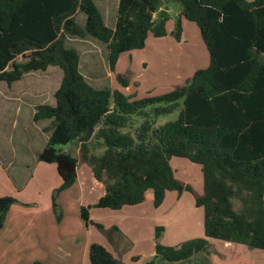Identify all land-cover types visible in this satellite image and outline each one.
I'll return each instance as SVG.
<instances>
[{"label":"trees","instance_id":"trees-1","mask_svg":"<svg viewBox=\"0 0 264 264\" xmlns=\"http://www.w3.org/2000/svg\"><path fill=\"white\" fill-rule=\"evenodd\" d=\"M99 1H118L114 28L106 24ZM179 2L172 35L180 41L183 21L196 24L209 66L166 95L130 101L119 90L94 87L81 73L80 53L68 45L70 38L87 36L106 44L114 73L122 54L143 50L150 36H167L170 17L165 12L155 17L162 0H0V82L12 85L50 67L61 71L55 105H39L34 114L35 122L52 123L40 160L56 166L59 192L65 191L77 180L79 160L61 147L80 146L94 179L105 186L96 204L81 208L87 226L94 225L91 209L138 206L150 194L158 208L167 193L187 191L204 212L205 237L165 246L160 242L163 230L157 228L155 258L187 264L212 239L264 251V0ZM80 13L84 26L76 18ZM18 57L27 62L16 63ZM116 80L129 87L125 75L116 74ZM148 107H154V119L176 111L178 117L155 128ZM134 116L143 123L126 131ZM93 139L103 145L102 155L90 152ZM174 158L201 167L202 194L176 177ZM88 258L90 264H120L99 243L91 244Z\"/></svg>","mask_w":264,"mask_h":264},{"label":"rangeland","instance_id":"rangeland-1","mask_svg":"<svg viewBox=\"0 0 264 264\" xmlns=\"http://www.w3.org/2000/svg\"><path fill=\"white\" fill-rule=\"evenodd\" d=\"M162 6L168 7L171 12L169 14L170 20H168L166 25L167 36L163 38L150 36L143 50L122 54L114 73L109 66L106 44L90 36L83 39L70 38L68 40V45L76 48L80 53L81 73L91 85L98 89L119 90L128 96L130 101H135L146 97L163 96L182 85H186L188 83V80H186L188 77V73L185 72L186 68H190V71H192V69H205L209 66V53L196 24L188 22L190 25L185 28L184 42H182V36L181 40L178 41L172 35L178 14L181 11L179 0H162ZM98 7L104 15L107 24L112 26L115 22V3L99 1ZM76 18L78 23L84 26V15L80 13ZM26 62L27 60L22 57H18L16 60L18 64ZM36 73L39 75L27 77L25 83L19 82L15 84L13 90L11 89L13 94H25L24 91L27 90V87L31 92L36 87L35 90L37 92V87H40L41 100L38 102L37 99V103L55 105L54 95L62 80L61 71L54 68L49 69L48 72L39 71ZM116 74L125 75L129 79V87H122L116 80ZM153 109L154 107L146 108L150 120L154 119L152 115ZM177 117V111L163 115L154 119L153 125L157 128L167 122L176 120ZM25 123L27 122L24 121L23 124ZM142 123L143 118L134 116L126 131L131 130L134 132ZM42 124L45 131L51 133V130H49L50 120L44 121ZM47 126H49L48 129ZM32 127H29L30 131H27V128L25 131L23 128L20 130L21 126L17 130H11V136L16 140L12 157L14 166L9 168L10 172L4 171L3 166L0 167L1 177H4V174L6 176H8V173L10 174L9 186L6 178L0 180V213H4L9 207L4 221L5 219L6 221L16 220L24 224L19 236L28 247V263L34 255V252L29 247L39 248L41 256L46 257L50 250L57 247V243L63 240V237L70 236L75 223L78 222L80 224L82 220L79 215L80 208L77 200L80 194V186L77 183L74 187L72 186L66 191L59 192L62 183L56 166L40 160V154L46 145V133L40 134L38 129ZM26 134H28V137L30 135L32 137L25 144H20V138L26 137ZM89 147L90 152L94 155L99 156L104 152L103 145L95 139L90 142ZM61 148L66 152H71L78 158L81 177L88 176L91 179L92 165L82 158L80 146L67 145ZM172 160V164L177 171V177L179 179L180 177L189 179V183L186 184L192 186L195 192L200 194L199 190L195 189V186L201 177V168L187 159L174 158ZM182 163L184 164L182 165L183 167L180 166L178 168L177 164L181 165ZM28 173H33V176L25 178ZM175 194L177 195V193ZM182 195L181 209L175 207L180 203V200H178L179 194L178 196H170L167 203L163 202L164 205L160 206L162 209L154 216L156 222L161 223V226H157V228H162L163 230L160 240L163 245H165L164 237L167 243H171L178 235V238L187 236V234L182 235L181 230L186 228L190 235H195L201 226L200 223L204 218L203 210L193 206V194L185 191ZM176 197L177 199H175ZM234 204L235 209H241L240 200L235 199ZM84 207L87 208L88 206ZM149 207L151 209L154 208L157 212L154 201ZM96 214L94 213L95 216ZM152 215H154V212ZM99 224L105 223L99 222L94 226L93 230L98 234L101 233L109 240L113 231L109 228L108 231L102 233L99 229L101 227ZM200 229L203 231V226ZM6 234H8L7 229L3 235L5 236ZM202 238H204V235ZM113 251L125 255L131 253L132 248L125 247L122 244L119 249ZM35 253L39 255V253Z\"/></svg>","mask_w":264,"mask_h":264},{"label":"crops","instance_id":"crops-1","mask_svg":"<svg viewBox=\"0 0 264 264\" xmlns=\"http://www.w3.org/2000/svg\"><path fill=\"white\" fill-rule=\"evenodd\" d=\"M102 2L115 3V10L117 12L118 1ZM163 12H165L168 16L171 13L168 7L162 6L159 12L155 14V17H158V15ZM179 15L180 12L178 16ZM159 21H161V19H159ZM188 22L189 21L186 20L183 21L182 42L185 41V28H188L190 25ZM115 23L116 14L115 22L112 26H109L106 22V24L111 28L115 27ZM49 69H54V67H50L44 72H48ZM197 70L198 69H192V71H190V68H186L185 72L188 73V77L186 80H189V78L192 77ZM36 72L25 74L21 80L13 83L12 85H8L4 81L0 82V167L3 166L4 171L6 172H10L9 168L14 166L12 157L14 143L16 142V140L11 136V130H17V128L21 126L20 130L23 128V130L25 131L27 128V131H30L29 127L33 126L32 128L38 129L40 134L46 133V143L50 136V133L45 131V128L42 124L44 121L47 122L49 120H43L39 122L34 121L36 107L39 105H43L41 103H37V99L38 102L39 100H41L40 87H37L38 94L35 90L36 87L34 88V90H32V92L34 91L33 94L31 90L29 91L28 87L26 88L27 90L24 91L25 94H13L12 92L13 86L15 84L19 82L25 83L27 77L39 75ZM22 121L23 123L24 121H26L27 123L21 124ZM48 127L49 126H47V129ZM51 129L52 123L50 120L49 130ZM31 137V135L28 137V134H26V137L20 138V144H25ZM172 161L173 160H171V166L173 167L177 177V171L173 166ZM182 165L184 164H177V167H183ZM192 167L194 168V166ZM1 175L2 173H0V180L6 178L9 186L10 174L8 173V176L4 174V177H1ZM30 176H33V173H28L27 177H24L30 178ZM179 180H183V182L189 183V179L183 177H180ZM77 183L80 186V194L77 197V200L79 202V215L81 217V208L84 206L89 207L96 204L99 198L104 195L105 186L103 183L97 182L94 179L93 171L91 179H89L88 176L81 177L79 167L77 180L73 187ZM195 189L199 190L200 194L203 193V174H201V177L198 179V183L196 184ZM174 195L178 196V194L176 195L175 192L167 193L164 203L166 204L169 197H173ZM179 196L180 197L178 198V200H180V203L175 206L176 208H180V204L182 202L183 195ZM175 199H177V197ZM152 202L153 196L152 194H150V200L138 206L125 207L117 211L106 209H91L95 211L90 212V218L93 221L94 225L87 226L81 217L82 220L80 221V224L78 222L75 223L70 236L63 237V240L57 243V247L50 250V253H48L46 257L41 256L39 248L29 247L31 248V251L34 252L32 260L29 263L27 262L28 247L25 241L19 236L21 228L24 227V224H22L21 221H6L5 219L3 225L0 226V264H33L35 262H41L43 264H89L88 251L91 244L93 243L102 244L111 252L115 253L119 257L120 264H148L153 259L154 264H172L159 258H155L156 228L157 226H161V223H157L154 216L156 215V213H159L158 211L162 209L161 207L164 204L160 208H155L157 210L156 212L154 208L151 209V206L149 207V205H152ZM192 204L193 206H195L194 201L192 202ZM198 209L202 210L201 208ZM153 212L154 215H152ZM94 213H97L96 216L94 215ZM1 215L2 214L0 213V217ZM97 222H103L107 224H99L101 226L99 227V229L102 233L108 231L109 228L113 231L109 240L101 233L98 234L93 230L94 226L98 224ZM200 225L201 226L198 228L199 231L195 235H190V233H188L185 228L184 230H181L182 235L187 234V236L185 237L178 238V235L176 236L177 238L174 239V241H172L171 243H167L166 238L164 237L165 246H177L183 241L185 242L187 240L202 238L203 235L205 237L204 227L203 231H201L200 229L203 226V219ZM6 229L8 231V234L4 236L3 234ZM112 244L114 247L112 246ZM122 244H124L125 247H131V253L122 255L118 251V253L113 251L119 249ZM35 252L39 253V255ZM135 257H138L139 259L137 261H134L133 258ZM187 264H264V251L258 249L253 250L250 249L247 245L240 243H227L224 241L212 239L210 240L208 249L204 252H200L192 256L188 260Z\"/></svg>","mask_w":264,"mask_h":264}]
</instances>
